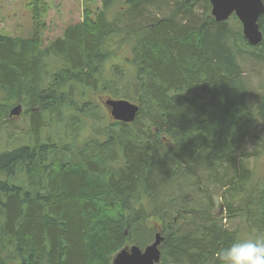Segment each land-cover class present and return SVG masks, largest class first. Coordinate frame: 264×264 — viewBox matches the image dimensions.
<instances>
[{
  "label": "trees",
  "instance_id": "1",
  "mask_svg": "<svg viewBox=\"0 0 264 264\" xmlns=\"http://www.w3.org/2000/svg\"><path fill=\"white\" fill-rule=\"evenodd\" d=\"M99 1L47 46L45 0L28 4L32 38L0 33V122L18 105L33 125L31 144L0 154V264H113L159 232V264H216L264 236V91L244 71L264 69V37L250 46L210 0ZM108 100L138 105L134 122Z\"/></svg>",
  "mask_w": 264,
  "mask_h": 264
},
{
  "label": "rangeland",
  "instance_id": "2",
  "mask_svg": "<svg viewBox=\"0 0 264 264\" xmlns=\"http://www.w3.org/2000/svg\"><path fill=\"white\" fill-rule=\"evenodd\" d=\"M48 3V10L45 16L46 27L42 30L44 46L63 36V31L71 24L79 23L83 19L84 12L89 7L93 10L100 8L99 0H45ZM264 1V0H263ZM30 0H0V33L12 37L32 38L35 32L34 7H29ZM118 5L116 12L120 9ZM113 16L112 14H110ZM234 16V15H233ZM231 16V17H233ZM230 17V18H231ZM44 18V17H43ZM229 20V19H228ZM240 22V21H239ZM242 25V24H241ZM249 44V43H248ZM116 46L117 51H121L123 45ZM250 45V44H249ZM251 46V45H250ZM253 47V46H252ZM125 48V47H124ZM125 57L134 59L133 51L128 48L124 51ZM109 68L110 62L107 63ZM247 70L245 76L248 78V88L253 93H263L264 91V69L251 61H245ZM133 63L124 67L129 75H135ZM107 68V69H108ZM130 77V76H129ZM253 98V97H251ZM5 102V95L0 91V102ZM15 107H19L16 105ZM18 115H11L0 122V154L32 143L33 125L29 115L25 113V108L20 106ZM60 132L57 126L52 128L53 136ZM40 140L49 134L48 128L40 126ZM87 132L84 138L89 135ZM264 146V145H263ZM260 157L253 160V167L256 169L260 178H264V147L260 148Z\"/></svg>",
  "mask_w": 264,
  "mask_h": 264
},
{
  "label": "water",
  "instance_id": "3",
  "mask_svg": "<svg viewBox=\"0 0 264 264\" xmlns=\"http://www.w3.org/2000/svg\"><path fill=\"white\" fill-rule=\"evenodd\" d=\"M210 3L211 14L217 22H225L234 15L242 24L243 35L251 46L255 47L262 42L264 34L259 21L264 16L263 0H210ZM105 104L116 121L134 122L139 112V106L127 100H108ZM20 109V106L14 108L12 115ZM163 241L164 237L159 232L154 242L144 249L132 246L121 250L115 256L114 264H158L162 257L160 246Z\"/></svg>",
  "mask_w": 264,
  "mask_h": 264
},
{
  "label": "clouds",
  "instance_id": "4",
  "mask_svg": "<svg viewBox=\"0 0 264 264\" xmlns=\"http://www.w3.org/2000/svg\"><path fill=\"white\" fill-rule=\"evenodd\" d=\"M215 257L216 264H264V236L235 240Z\"/></svg>",
  "mask_w": 264,
  "mask_h": 264
},
{
  "label": "bare ground",
  "instance_id": "5",
  "mask_svg": "<svg viewBox=\"0 0 264 264\" xmlns=\"http://www.w3.org/2000/svg\"><path fill=\"white\" fill-rule=\"evenodd\" d=\"M161 258H162V257H161ZM160 262H161V260H160ZM160 262H159V263H160ZM167 262H168V261H167ZM159 263H158V264H159ZM113 264H114V261H113Z\"/></svg>",
  "mask_w": 264,
  "mask_h": 264
},
{
  "label": "flooded vegetation",
  "instance_id": "6",
  "mask_svg": "<svg viewBox=\"0 0 264 264\" xmlns=\"http://www.w3.org/2000/svg\"><path fill=\"white\" fill-rule=\"evenodd\" d=\"M25 108V107H24Z\"/></svg>",
  "mask_w": 264,
  "mask_h": 264
}]
</instances>
